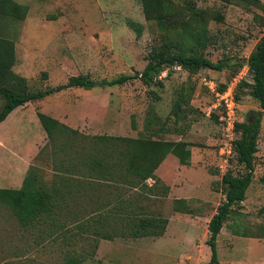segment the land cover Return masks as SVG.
Instances as JSON below:
<instances>
[{
	"label": "rangeland",
	"instance_id": "374dc122",
	"mask_svg": "<svg viewBox=\"0 0 264 264\" xmlns=\"http://www.w3.org/2000/svg\"><path fill=\"white\" fill-rule=\"evenodd\" d=\"M13 1L26 8L24 20L0 16V37L13 41L11 70L33 91L65 84L72 76L86 75L99 82L141 72L152 48L170 42L167 36L176 43L181 34L165 32L147 21L140 0ZM193 1L197 8L223 17L221 22L208 21L213 39L203 50L212 62L229 60L222 72H191L175 66L157 78L161 87L132 80L92 90L69 88L15 109L0 123V189L21 187L30 166L45 182L51 179V146L37 113L89 138L172 143L175 152L187 156L186 165L180 163L178 154L168 153L154 173L156 182L148 179L145 187L134 188L117 181L99 193V199L108 198V208L136 206L139 214L167 219L164 234L112 241L86 233L81 237L68 234L55 241L40 238L35 227L23 228L11 210L0 204V264H206L210 258L207 224L224 200L221 176L227 170L241 171L232 161L233 142L239 135L236 125L245 121L249 111L262 112L254 174L243 205L235 207L216 246L219 264H264V184L260 182L264 110L241 85L252 83L246 61L264 34V0L247 6ZM136 26H140L139 35ZM241 73L243 80L235 89L236 116L229 132L219 120L224 107L218 101V86L225 84L229 91L232 79ZM114 187H119L118 198L113 196ZM171 188L174 195L167 199ZM82 199L76 210L84 209L87 202ZM68 222L72 226L75 220ZM113 223L119 231L121 221L114 218ZM229 235L236 238L230 240Z\"/></svg>",
	"mask_w": 264,
	"mask_h": 264
},
{
	"label": "trees",
	"instance_id": "16d2710c",
	"mask_svg": "<svg viewBox=\"0 0 264 264\" xmlns=\"http://www.w3.org/2000/svg\"><path fill=\"white\" fill-rule=\"evenodd\" d=\"M224 4L241 6L254 5L256 0H217ZM142 12L147 21H153L165 32L179 31L174 43L167 40L155 46L146 55V65L141 72L120 75L111 80L95 82L86 75L72 76L65 84L49 87L42 91L27 88L26 81L12 72L15 61L13 41L0 37V123L15 109L28 103L42 100L46 96L69 88L92 90L122 86L132 80H139L145 86H159L157 78L164 71L175 66L197 72L211 70L222 72L228 66L226 59L212 62L203 50L210 45L207 23L211 19L221 22L220 13L209 14L196 7L193 0H140ZM26 8L13 0H0V16L11 21H23ZM140 34V26L135 27ZM212 44V43H211ZM246 65L252 83H241L248 88V95L264 110V34L249 54ZM227 85L218 86L223 92ZM238 93V90H237ZM235 93V100L238 95ZM153 95L155 93H152ZM262 112L249 111L245 121L237 124L238 138L233 142V160L241 171L234 174L227 170L220 179L223 202L207 225L206 244L210 258L206 264H219L216 241L225 223L235 214V207L246 198L255 169ZM214 117V115H212ZM41 127L46 133L52 158V176L48 182L38 177L31 166L26 172L19 189H0V204L12 212V216L27 230L37 228L40 238L57 240L68 234L82 236L84 233L94 239L112 241L116 237L133 239L160 237L168 224L167 219L142 215L139 208L127 209L114 206L108 208V198L99 199V193L108 184L117 181L134 188L145 187L148 179L156 182L154 173L168 153L178 154L182 165L187 156L175 152L172 143L150 139L112 138L108 136H84L56 119L37 113ZM118 139V140H116ZM90 148L91 153L86 154ZM41 151L38 156H40ZM264 184V174L260 179ZM119 187H114L113 196L119 197ZM87 203L82 211L76 210L80 199ZM101 200V201H100ZM121 221V229L115 230L113 220ZM75 220L72 226L69 220ZM80 233V235H79ZM44 240V239H41Z\"/></svg>",
	"mask_w": 264,
	"mask_h": 264
},
{
	"label": "built area",
	"instance_id": "2783aa9c",
	"mask_svg": "<svg viewBox=\"0 0 264 264\" xmlns=\"http://www.w3.org/2000/svg\"><path fill=\"white\" fill-rule=\"evenodd\" d=\"M249 71V70H248ZM243 80V76L242 73L238 75H236L233 79L232 82L229 84V87L234 86V88L230 89L229 91H226L227 88L223 91L220 92V99H218V101L221 103V106H223V112L222 115L220 117V122L222 126H226V129L229 130V132H231L230 128H232V125H234V118L236 116V100H235V89L236 86ZM211 89H215L216 90V86H210ZM214 90V91H215ZM216 97L218 98V94H216ZM223 95L225 97H223ZM223 97V98H222ZM230 151L232 150V147H230L229 149ZM229 151V152H230Z\"/></svg>",
	"mask_w": 264,
	"mask_h": 264
},
{
	"label": "crops",
	"instance_id": "0c3cea01",
	"mask_svg": "<svg viewBox=\"0 0 264 264\" xmlns=\"http://www.w3.org/2000/svg\"><path fill=\"white\" fill-rule=\"evenodd\" d=\"M20 188V187H19ZM18 188V189H19ZM4 189V188H3ZM169 194H168V196H167V199H172L171 197H173V195H174V192H173V189L171 188L170 189V191L168 192ZM175 199V198H174ZM241 205H243V204H241ZM216 213V212H215ZM210 219H211V217H210ZM209 219V220H210ZM209 222V221H208ZM208 225V224H207ZM220 235V234H219ZM218 237H220V236H218ZM229 237H230V240H233L234 238H236L235 236H233V235H229ZM244 237H246V236H244ZM243 239H251V238H243ZM217 255H218V253H217Z\"/></svg>",
	"mask_w": 264,
	"mask_h": 264
}]
</instances>
